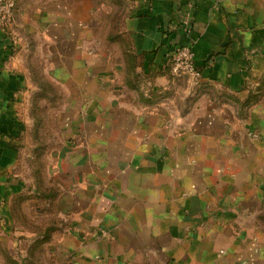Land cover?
I'll return each mask as SVG.
<instances>
[{"label":"crops","instance_id":"obj_1","mask_svg":"<svg viewBox=\"0 0 264 264\" xmlns=\"http://www.w3.org/2000/svg\"><path fill=\"white\" fill-rule=\"evenodd\" d=\"M86 1L0 24V264H264V0ZM37 54L62 103L44 195Z\"/></svg>","mask_w":264,"mask_h":264},{"label":"rangeland","instance_id":"obj_2","mask_svg":"<svg viewBox=\"0 0 264 264\" xmlns=\"http://www.w3.org/2000/svg\"><path fill=\"white\" fill-rule=\"evenodd\" d=\"M86 2H89V0H87ZM90 2H92V6L95 3V0H90ZM99 3V7L102 9H107V7H109L110 5L108 3H111L113 5V0H98ZM116 7H118V12H119V17H120V12L123 9V5H116ZM127 6H124V11H126ZM106 19V18H105ZM103 40L108 43L111 42V37H104ZM39 55V61L38 59H36L34 66H35V70H34V74H35V82L37 84L38 90L36 92V102L34 103V110L38 109V110H55L58 109L60 104L62 105L61 101V97H60V92L58 90L57 86H53L52 84H50L47 80V74H46V68L42 69L43 66H46V63H43V57L42 54H37ZM185 76V75H184ZM43 96V97H39V99L37 98L38 96ZM79 104H76L75 102H69L67 103L68 106V113L72 114L73 111H75L77 108L79 107ZM82 108H85V106L83 105ZM73 118H66V122H65V126H66V130L69 132H72L73 129H69L71 126L73 127ZM51 124V123H50ZM67 133V136L70 135V133ZM72 134V133H71ZM54 135V134H53ZM264 202V201H263ZM264 204V203H263ZM260 221L264 222V211L262 212V214L260 215Z\"/></svg>","mask_w":264,"mask_h":264},{"label":"trees","instance_id":"obj_3","mask_svg":"<svg viewBox=\"0 0 264 264\" xmlns=\"http://www.w3.org/2000/svg\"><path fill=\"white\" fill-rule=\"evenodd\" d=\"M39 97L41 98L43 96L40 95L37 98L39 99ZM35 112L37 124V128L34 133L36 150L35 158L32 164V170L37 179L38 191L41 192V195H44L45 192L51 189L47 188L45 177L48 168L47 157L48 155H50L52 148L55 146V140L52 131V118L45 115V113H47L48 111H46L45 109H35ZM48 195L50 196L51 194Z\"/></svg>","mask_w":264,"mask_h":264},{"label":"built area","instance_id":"obj_4","mask_svg":"<svg viewBox=\"0 0 264 264\" xmlns=\"http://www.w3.org/2000/svg\"><path fill=\"white\" fill-rule=\"evenodd\" d=\"M17 2L18 0H0V24L6 30L12 25ZM170 68L173 76H196L198 72L193 49L187 46L174 47L171 52Z\"/></svg>","mask_w":264,"mask_h":264}]
</instances>
